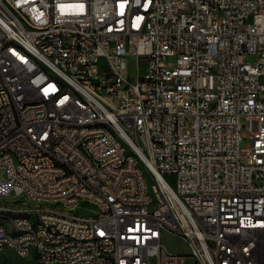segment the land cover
<instances>
[{"label": "built area", "instance_id": "built-area-1", "mask_svg": "<svg viewBox=\"0 0 264 264\" xmlns=\"http://www.w3.org/2000/svg\"><path fill=\"white\" fill-rule=\"evenodd\" d=\"M0 14V252L264 264V0H0ZM164 232L189 251H169Z\"/></svg>", "mask_w": 264, "mask_h": 264}, {"label": "rangeland", "instance_id": "rangeland-1", "mask_svg": "<svg viewBox=\"0 0 264 264\" xmlns=\"http://www.w3.org/2000/svg\"><path fill=\"white\" fill-rule=\"evenodd\" d=\"M245 61L247 63L253 64L256 61V58L253 56H247ZM128 62V71L129 76L132 78L136 77V60L133 57H129L127 59ZM145 68L142 67V75L144 73ZM240 122L244 125V127L241 129V132L243 135H245V139L241 142V146L245 145L249 140V131L247 129L248 123L247 121L242 117L240 119ZM130 154V153H129ZM144 176L146 177L150 192L153 193V183H155V178L153 177L152 173L148 171L146 167H143ZM5 177V172L3 170H0V178ZM168 181L171 184H175L176 178L175 176H167ZM7 205L14 209H22V208H29L28 206H25L23 204H16L14 205L12 202H8ZM85 209H80L79 213L84 215L85 211L88 209H93L92 206H85ZM163 243L168 248L169 251L173 253H187L189 251V246L185 240H183L181 237H178L174 234H171L169 232H164L163 234ZM0 264H32L29 261H25L24 259L18 258L12 251L8 250L7 252H0Z\"/></svg>", "mask_w": 264, "mask_h": 264}, {"label": "bare ground", "instance_id": "bare-ground-1", "mask_svg": "<svg viewBox=\"0 0 264 264\" xmlns=\"http://www.w3.org/2000/svg\"><path fill=\"white\" fill-rule=\"evenodd\" d=\"M0 25H7V17L5 14H0ZM44 75L50 84L57 85V87H64V78H61L60 73H56L53 68H44ZM68 106L71 114H81L83 113L84 100L68 99ZM82 123H87V129H96L98 127V120H89V115H82ZM15 124H22V115H15ZM117 143L120 146H124L125 155H132V151L134 150L132 137L118 135ZM148 171L151 172V170ZM22 218L27 222H34V214L31 211H22ZM5 230L14 231V224L12 222H5Z\"/></svg>", "mask_w": 264, "mask_h": 264}, {"label": "crops", "instance_id": "crops-1", "mask_svg": "<svg viewBox=\"0 0 264 264\" xmlns=\"http://www.w3.org/2000/svg\"><path fill=\"white\" fill-rule=\"evenodd\" d=\"M24 212V211H23ZM8 250L6 251H3V252H7ZM19 258V257H18ZM25 261H29L30 263L32 262V264H35V260L32 259V258H28V259H24Z\"/></svg>", "mask_w": 264, "mask_h": 264}]
</instances>
